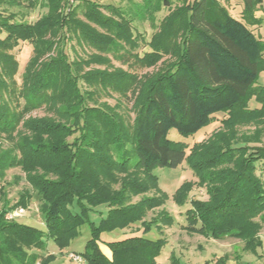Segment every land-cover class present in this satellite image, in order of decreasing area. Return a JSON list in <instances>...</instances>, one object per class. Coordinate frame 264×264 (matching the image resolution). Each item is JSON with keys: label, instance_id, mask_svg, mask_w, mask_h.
I'll return each instance as SVG.
<instances>
[{"label": "trees", "instance_id": "obj_1", "mask_svg": "<svg viewBox=\"0 0 264 264\" xmlns=\"http://www.w3.org/2000/svg\"><path fill=\"white\" fill-rule=\"evenodd\" d=\"M226 1L182 0L170 10L158 27L153 26L158 29L146 42L147 50L131 55L140 67L153 66L170 50L175 58L155 72L139 75L124 70L79 74L66 52L69 31L101 50H117L119 40L131 44L130 11L90 0H26L30 9H46L33 21L24 14L0 11V47L6 51L27 42L32 52L20 84H7V72L0 67V91L16 101L13 107L0 101V134L16 132L14 146L0 149V181L6 170L18 165L35 192L45 224L40 230L5 217L15 206H28V193H21L15 205L4 203L0 264H51V254L36 251L48 239L67 246L83 222L91 234L81 253L86 264H156L165 243L164 229L173 219L163 207L166 195L152 171L184 160L207 198L189 199L185 222H176L177 228L211 239L232 237L243 242L244 250L264 257L257 253L264 224V145L216 142L205 148L202 142L188 146L167 138L171 128L183 135L195 133L218 112L241 111V120L264 117V86L256 83L264 67V39L254 31L264 22L259 15L264 13V0H242L236 13ZM141 6L135 15L154 23L155 13L169 8L171 1L142 0ZM52 34H58L56 43ZM54 49V55L40 60ZM0 62L13 69L11 77L17 72L11 54L3 52ZM91 78L133 97L131 128L114 107L95 101L94 92L82 86L81 81ZM251 98L257 107L248 105ZM45 104L53 116L29 115ZM184 190L182 186L175 193L179 204L187 200ZM98 204L107 209L95 224L88 213ZM134 225L143 232L155 227L160 236L133 234L105 242L99 237L103 231ZM101 243L110 257L100 249ZM169 260L183 264L174 253Z\"/></svg>", "mask_w": 264, "mask_h": 264}, {"label": "rangeland", "instance_id": "obj_2", "mask_svg": "<svg viewBox=\"0 0 264 264\" xmlns=\"http://www.w3.org/2000/svg\"><path fill=\"white\" fill-rule=\"evenodd\" d=\"M0 3V11L4 13H16L18 15L24 14L26 19L33 21L36 17L40 16L45 12L46 9L41 6H37L33 9H30L26 5V0H2ZM9 1V2H8ZM82 1V0H80ZM94 1L101 5H111L114 7H120L124 9L127 13L131 12L130 17L132 22L133 33V42L119 40L121 46L117 50H107L98 48L94 46L89 41L85 40L84 37L74 34L72 32H67V45L66 52L68 53L71 60H74L78 65L76 70L79 74L84 72H90L92 70H106L109 72H115L119 70H124L130 73H150L155 72L158 68L164 65H169L174 60L173 52H168L161 56V58L150 67H140L134 63V59H137L131 54H142V51L147 50L146 42L149 40L150 36L158 29L153 26H157L159 21L165 16L168 15L172 9L179 7L182 4V0H170L171 6L163 7L160 12L155 13V21L151 23L147 18L135 15L138 12V8L142 5V0H90ZM69 3L74 2V0H68ZM142 7V6H141ZM171 10V11H170ZM135 11V12H134ZM236 13V11H232ZM258 15V14H257ZM264 19V13H260ZM147 16V15H146ZM81 21L86 22L80 15L77 16ZM94 27V25H91ZM158 27V26H157ZM100 30L99 28H96ZM255 33L259 34L264 39V22L261 26L254 29ZM51 39L56 43L58 39V34H52ZM179 37L174 38L173 42H178ZM3 52L11 54L17 61V72L11 77V71L13 70L7 68V64L2 65L0 62V67L2 72H7L4 75V79L7 84L10 83H19L22 73L27 69V63L29 62L30 57L32 56L30 44L27 42H21L17 46H11L9 49L4 51L0 47V57ZM55 49L48 52L40 58V60L47 59L48 55H54ZM82 86L87 90L94 92L95 101L100 103H107L108 105L114 107L116 111L124 119L126 125L131 128L132 119L134 117L133 111V97L130 94L122 93L117 87L111 86H101L96 82L94 78L88 81H81ZM256 83L264 86V67L260 68L257 74ZM19 102L23 104V99L19 98ZM15 106V97L9 96L7 93L0 91V101ZM248 105L252 107H257L258 104L255 102L254 98L248 100ZM31 116H53L52 111L48 107V104H45L41 108L33 110L29 113ZM241 111L234 112L231 115L230 112H218L214 114V119L207 125L200 128L193 134L183 135L179 133L175 128L169 129L167 133V138L173 141L183 142L188 146L196 142H202L203 147H207L209 144H216V142H227L234 143L236 141L250 142L257 141L260 144L264 145V117L263 118H253L251 120H241L240 117ZM223 119V121H221ZM14 136L16 132L14 131L12 135L0 134V149L8 148L14 146ZM202 147V149H203ZM240 156L235 157L238 159ZM260 167V164H258ZM153 174L157 178L158 188L166 195V200L163 207L171 215L173 221L176 222H185L184 213L189 206V199H206L207 193L204 187L197 184V178L189 167L188 161L184 160L176 167H156L153 169ZM259 173V169H257ZM185 186L184 194L187 200H184L181 204L177 203L175 200V193L179 188ZM187 187V188H186ZM28 193L31 195V200L28 203V206H15L10 210L11 218L19 223L33 226L40 230H45V224L42 217V214L39 212V202L35 198V192L31 186L26 181L24 174L20 170V167L17 165L15 167L9 168L6 170L3 179L0 181V209L4 203L9 205H15L21 193ZM153 192H149L152 194ZM22 209V212H20ZM107 207L104 204H98L89 211V219L95 224L100 220L101 214L103 215L106 212ZM18 211V214L14 213ZM9 213V214H10ZM8 213L5 215L7 219L10 216ZM150 214L148 217H150ZM147 217V218H148ZM126 229H115L112 231H103L100 233L99 237L102 241H110L129 236V234L145 235L148 238L157 239L160 234L155 227H151L148 231L143 232L139 227L137 230H133L131 233H125ZM90 226L87 222H83L76 236H74L69 244L65 247H59L53 240L48 239L46 241L45 247L39 249L36 252L41 255H52L51 264H80L79 262L71 259V254L79 255L82 260V252L85 248L87 240L90 238ZM259 237L262 240V245L257 249V253H264V224L261 225L259 230ZM190 240L191 248L189 251H192L193 257L195 259H204L210 258L211 252H215L217 257L225 255V251L219 247L218 244L212 243L211 246L208 244L200 250H194L193 246L196 242L195 238L192 237ZM218 240L221 245H224L227 249H231L234 246H237V243L241 245L240 248H236L238 256L236 258L237 264H264V257L260 258L254 253L248 250L243 249V242L232 238L224 237ZM202 242V241H201ZM103 244V243H102ZM105 245V244H104ZM218 245V246H217ZM106 246V245H105ZM177 253V251H175ZM228 255L226 254V257ZM227 259H230L227 257ZM82 264H86L83 260Z\"/></svg>", "mask_w": 264, "mask_h": 264}, {"label": "crops", "instance_id": "obj_3", "mask_svg": "<svg viewBox=\"0 0 264 264\" xmlns=\"http://www.w3.org/2000/svg\"><path fill=\"white\" fill-rule=\"evenodd\" d=\"M226 7H228L230 11H240L242 7V0H227ZM139 227V225H134L132 227L125 228V233L127 232L129 234L133 230H138ZM163 236L165 239V243L161 247L158 255L155 257L156 264H169V257L171 253H174L176 256H178L183 264H237L236 258L238 256V253L236 251V248H242L241 245L237 243V246H234L231 249H227L224 245H221L218 240L206 238L197 234H188L186 231L178 229L174 221L171 226L164 229ZM192 237H194L196 240L193 246L194 250L203 249L205 245L208 244L209 246H211V244L214 243L218 245L220 244L219 247H221L225 251V255L217 257V254L215 252H211V257L208 259H195L193 257V253H191L192 251H189V249L191 248L189 239H191ZM100 249L107 257L111 256L110 250L104 244H100ZM175 251H177V253H175ZM226 254L228 255L227 257L230 259H227ZM262 257L263 256H261L260 258Z\"/></svg>", "mask_w": 264, "mask_h": 264}, {"label": "built area", "instance_id": "obj_4", "mask_svg": "<svg viewBox=\"0 0 264 264\" xmlns=\"http://www.w3.org/2000/svg\"><path fill=\"white\" fill-rule=\"evenodd\" d=\"M20 212H22V209H20ZM11 214L12 213L9 214L10 216H8V218H11L13 216ZM14 214L17 215L18 214V211L15 212ZM70 256H71V259H73L76 262H79V263H82L83 262L82 258L79 255H73V254H71Z\"/></svg>", "mask_w": 264, "mask_h": 264}]
</instances>
